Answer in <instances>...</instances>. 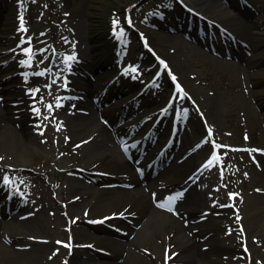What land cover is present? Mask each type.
<instances>
[{"label":"rangeland","instance_id":"1","mask_svg":"<svg viewBox=\"0 0 264 264\" xmlns=\"http://www.w3.org/2000/svg\"><path fill=\"white\" fill-rule=\"evenodd\" d=\"M195 1L0 0V92L35 116L26 123L14 110L19 134L4 145L7 153L0 143L7 157L0 162V222L16 216L20 226L1 228L0 242L22 252L0 264H264V253H244L264 228V59L248 68L237 55L245 51L242 27L264 20V0H228L232 12L219 1L225 19H235L234 28L225 22V40ZM254 33L264 35V27ZM208 36L211 44L199 46ZM226 48L231 57L222 56ZM157 58L166 67L152 81ZM172 79L183 86L173 101ZM75 99L82 101L72 105ZM183 111L190 117L182 119ZM88 112L117 149L115 159H84L79 137L60 127L61 115ZM194 154L201 163L180 173ZM157 167L165 173L159 183ZM128 171L144 200L128 185ZM201 176L208 217L193 220L205 230L186 232L194 246L186 251L162 241L161 234L176 233L165 217L146 225L141 209L149 202L186 226L196 203L190 188ZM170 199L181 209L169 207ZM27 219L31 224L21 223ZM28 225L33 230L24 232ZM74 229L86 234L75 237ZM210 235L225 248H209Z\"/></svg>","mask_w":264,"mask_h":264},{"label":"bare ground","instance_id":"2","mask_svg":"<svg viewBox=\"0 0 264 264\" xmlns=\"http://www.w3.org/2000/svg\"><path fill=\"white\" fill-rule=\"evenodd\" d=\"M224 2L222 0H197L195 1L196 6H198V11L201 12V14L203 15L202 18L207 19L206 17H209V15L214 16L215 20L213 22L214 25V29H215V33L219 36H221L222 34H226V31L224 30V25L225 22L228 23V26L230 25V27L234 28L235 25V19L231 18V19H225L226 16L224 13H222L224 11V9H222V5L220 4V2ZM205 16V17H204ZM264 27V20L262 21H253L252 18H250L249 22L246 23L243 27L241 32L243 33L244 36V40H243V44H244V53L243 52H239L238 55V59L243 62L248 68H254L256 66L254 60L256 58H262L264 59V35L261 33H254L252 34V30H260ZM231 30V29H229ZM212 42L211 37H207V39L205 40H199L197 41V43L199 44V46H204L207 48V46H209ZM231 57V56H229ZM77 90L82 91V92H87L86 90V86L82 83L77 84ZM12 93H1L0 92V104H2V112H0V143L4 142L3 144V151L8 150V148H6L4 145L7 144V142H9L12 138H15L16 135L19 134V132H17L16 128H13L12 123H13V118L16 116V114H18L17 117H20L24 122L26 121H30L32 119L35 118V116H31L29 117V115H31V113H27L26 112V104L25 103H20L17 105V107L15 106H11L10 103H12V101H14L13 99H10L9 96H11ZM59 97V96H58ZM57 97V98H58ZM28 100H32V98H29ZM60 101H64L63 97L61 96L59 98ZM67 101V100H66ZM81 99H75L72 102V105L75 104L76 106L78 104L81 103ZM88 102H86L85 100H83L82 104H87ZM64 105L66 104L65 101L63 103ZM13 105V104H12ZM14 110H16V114L14 112ZM14 116V117H13ZM180 116L182 119H187L190 116L188 115V113H186L185 111H183L182 113H180ZM60 127H62L63 129H68L69 132L72 135H75V137H79L80 142H82L80 145L84 144V159H88V160H94L97 161L98 159L101 158H108V159H115L116 157L119 156V153L117 151V149L112 145L110 138L107 136V134L105 133V130L103 127L100 126H95L93 123V119L92 116L89 114L88 115L84 114V115H77L74 114L72 117L70 118H65L63 117V115L60 116ZM26 122V123H28ZM21 132V131H20ZM182 140L184 142L179 143L180 149L182 150V152H187V150L189 149V144H187V142L189 141V138L183 136ZM6 152V151H5ZM7 153V152H6ZM6 153H3V155H0V162L1 161H5V159H7L6 157ZM6 157V158H5ZM198 155L194 154V155H190L188 156V160L186 159L184 161V163L182 164L181 167H179V172L182 173L184 171L185 168L187 167H191L192 165H196L201 163V160L197 163L198 161ZM163 174V173H162ZM161 176V175H160ZM163 176V175H162ZM89 178V177H88ZM126 180L128 182V185L133 186L136 185V191L138 194H140V196L143 198V200L146 197V194H144V189L142 186H140V184L138 183V181L134 178V172L132 171H128L126 174ZM13 181V180H12ZM161 182V177L159 178V176L156 178V183ZM202 186H200V188H197L196 184H199ZM204 177L201 176L198 180V182L196 184H194L193 187H191L190 189L193 190L191 192V195L193 196L194 200L196 201V203L194 204H189L190 206V214H192V218L191 221L189 220V222L185 225H183L182 223H180V220L173 218L172 216L168 215V212H166L165 210H160L157 209L155 206H153V204L146 202L144 207L141 209V215L142 217L145 218V224H150L153 221H155V219H157V217L163 216L166 218V224H165V228H169V229H175L176 233H175V237L174 238H170L169 236L166 237L165 233L161 234V239L163 242L167 243V244H171V243H175L179 246H182L183 249H185L186 251H189L190 249H193V245L190 244V240L192 239V237H196L198 236L199 233L204 232L203 227L201 226V223H194L195 220H199V219H206L208 216H205L207 214V212L205 211V209H201L203 207L201 206H205L206 205V200L204 198H202V196L200 195V191L199 190H203V188L205 187L204 184ZM13 185V183H12ZM196 185V186H195ZM147 198V197H146ZM193 200V201H194ZM194 201V202H195ZM168 205L169 207L174 209H178L180 210L181 208L179 207V205L173 201V199L168 201ZM222 206L220 207L221 210H223L225 207H227V203H222ZM209 208V207H208ZM238 213H240V210H238ZM68 215V214H67ZM16 219H18L16 216L12 217L10 221L7 222H0V229L1 228H16V227H20L19 222H16ZM194 220V221H193ZM27 222H29V224H31V221L29 219L25 220L23 223L24 225L27 224ZM33 226L34 225H28L25 226L27 230H24V232L27 231H32L33 230ZM215 222L212 223L211 226H208L209 230L215 228ZM23 229V228H21ZM22 230H20L19 232H21ZM186 232L189 233H193L192 237L188 235V233L186 234ZM73 236H77V235H82V234H86V231L81 230V229H74L73 230ZM198 233V234H196ZM206 233L208 234V232L206 231ZM195 235V236H194ZM222 239L217 240L215 238V236H208L206 238V240L204 242H207V245H209V248H213V249H224L225 248V243L222 242ZM185 244V245H184ZM206 244V243H203ZM264 245V228H261V230L259 231V233L257 235H253L250 239H248V241L245 243V249H247V251H245L244 253L249 254L250 257L254 258L255 257V252L258 253H264V249H260L259 246ZM0 252L1 254H6L8 255L7 257L1 258V254H0V260L1 263L6 261L7 259L12 260V258H16L17 256H19L22 252L15 250L14 248H7L5 244L0 242ZM254 252V254H253ZM79 253V252H78ZM79 257H81V254L79 253ZM5 256V255H4ZM11 257V258H10ZM194 254L193 255H188V260H190V258L193 259ZM88 258V257H87ZM72 264H75L73 262H71ZM9 264V263H8Z\"/></svg>","mask_w":264,"mask_h":264},{"label":"snow or ice","instance_id":"3","mask_svg":"<svg viewBox=\"0 0 264 264\" xmlns=\"http://www.w3.org/2000/svg\"><path fill=\"white\" fill-rule=\"evenodd\" d=\"M21 30H24L23 29V18L21 17ZM70 59H74V57H72V58H70ZM50 107V106H49ZM209 163H211V161H209ZM4 181H5V183H7L8 182V177H4ZM59 243V242H58ZM65 246H67V245H65ZM245 251H247V249H245Z\"/></svg>","mask_w":264,"mask_h":264}]
</instances>
